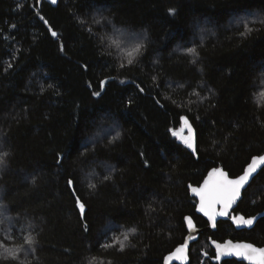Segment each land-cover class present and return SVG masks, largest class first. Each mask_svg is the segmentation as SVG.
<instances>
[{"label": "trees", "instance_id": "16d2710c", "mask_svg": "<svg viewBox=\"0 0 264 264\" xmlns=\"http://www.w3.org/2000/svg\"><path fill=\"white\" fill-rule=\"evenodd\" d=\"M117 29L142 39L139 52L110 44ZM261 92L264 0H0V199L11 220L0 239L34 241L24 260L0 264H162L186 215L207 225L189 184L214 166L237 176L264 152ZM263 209L264 168L233 214ZM227 238L264 245V217L244 229L220 220L190 264H246L216 260L210 240Z\"/></svg>", "mask_w": 264, "mask_h": 264}, {"label": "snow or ice", "instance_id": "6c2138e0", "mask_svg": "<svg viewBox=\"0 0 264 264\" xmlns=\"http://www.w3.org/2000/svg\"><path fill=\"white\" fill-rule=\"evenodd\" d=\"M52 3H56V0H52ZM170 13H174L175 9H169ZM96 23H100V21H96ZM247 28V25H245ZM250 30V29H249ZM53 36L56 35L55 32L52 33ZM115 44L116 41H113ZM119 46V45H117ZM141 48L140 44H137L131 51L127 53L129 57L133 55L134 52H139ZM189 54L193 56L196 55V50L194 48L187 49ZM132 62L131 59L128 61ZM195 62V61H193ZM11 65H9L10 67ZM155 79V78H153ZM104 81H101V85L103 86ZM103 90V88H101ZM143 89H141L142 91ZM93 95L99 96L100 92H94ZM260 96L264 98V92L260 93ZM184 119V118H182ZM185 125H188L187 119H184ZM189 133H191V127L189 126ZM175 135V133H173ZM184 143L187 144L189 148L193 145L191 143V139H185ZM7 153L0 154V163L3 162V157L6 156ZM260 166H264V155H260L257 157H253L252 162L248 165L247 169L244 171L243 175H240L236 179H229L228 175L219 169H213L212 172L209 173L208 179L205 180L203 187L199 189H193L194 192L200 197V211L203 212L206 216L209 217L210 220H214L216 215L226 216L228 215V209L231 208L232 204L236 201L239 196L241 188L248 182L249 178L252 176L254 172H256L257 168ZM69 185L73 182L71 180L68 181ZM90 188H94L95 185L89 184ZM80 209L83 211L84 205L79 203L77 200ZM220 206L223 211L219 213L215 212V207ZM254 218L245 219L243 216L233 217L234 222L237 224L251 225L253 223ZM189 226H192V221L188 219ZM128 236L124 235V240H127ZM116 241L120 243V247L123 248V241H119V238H116ZM33 238L28 237L26 239V243L31 245L33 243ZM230 243V242H229ZM108 247L110 245H104ZM217 248H220V245H217ZM184 251V246L176 249V252L172 254V256L167 259L171 260L173 257L176 259H181L182 253ZM238 256H242L248 259L259 258L260 264H264V249H256L251 244H237L232 246L231 250ZM5 259L11 257L12 259H16V251L9 250L5 248Z\"/></svg>", "mask_w": 264, "mask_h": 264}, {"label": "water", "instance_id": "95a60500", "mask_svg": "<svg viewBox=\"0 0 264 264\" xmlns=\"http://www.w3.org/2000/svg\"><path fill=\"white\" fill-rule=\"evenodd\" d=\"M41 1L42 0H39V2H41ZM45 1H47L48 3H50L53 6H56L59 2V0H56V3H52V0H45ZM189 126L191 127V133H189ZM186 128L188 131V137L195 139L196 132H195L194 127L188 122V125H186ZM260 155H264V152L259 154V155H254L253 157H257ZM253 157L250 159L248 164L244 167L243 171L237 176H230L229 172L227 170H225L224 168H222L221 166H214L208 170V172L206 173L205 177L203 178V180L201 181L200 184H198V185L189 184L190 195L192 197H194L197 201L195 211L198 215H200L206 219L207 225L204 227H200L197 225L196 221L194 220V218L191 215H186L184 217V222L186 225L187 233H186L183 241L181 243H179L176 247H174L173 250H171L170 252H168L164 256L162 264H190V262H191L190 249H191L192 244L199 239V237L203 231L215 230L217 228V223L220 220H226L231 216L233 210L237 207L239 201L242 199L244 191L248 188V186L251 184L253 179L260 173V171L264 168V166L258 167L256 172H254L252 174V176L249 178L248 182L241 188L238 198L232 204L231 208L228 209V215H226V216L216 215L214 220H210L208 216H206L203 212H201L199 210L200 209V197L196 194V192L193 191V189H199V188L203 187L205 180L208 179L209 173L212 172L213 169H219L220 171L226 173L228 175L229 179H236L240 175H243V173L247 169L248 165L252 162ZM220 211H223V209L220 206H216L215 212L219 213ZM239 216H241V215H235L234 217H239ZM243 217L245 219L254 218L253 223L251 225H244L242 223L237 224L236 222H234L233 218H232V221L240 229L252 228L255 226V224L257 223V221L260 218L264 217V209L262 211L258 212L257 214L253 215V216H249V217L243 216ZM189 218L192 221V226H189V224H188ZM210 244L215 249L217 261H221L223 259H236V260L242 261L246 264H260V261H259L258 257L253 258V259H248V258L236 255L234 252L230 251L232 246L237 245V244H251L256 249H264V245L261 246V245L255 244L251 241L234 240L232 238H227L223 241L211 239ZM182 245L184 246V251L182 253L181 259H176L175 257H173L171 260L167 259L168 257L172 256V254L176 252V249L181 247ZM217 245H220L219 249L217 248Z\"/></svg>", "mask_w": 264, "mask_h": 264}, {"label": "rangeland", "instance_id": "374dc122", "mask_svg": "<svg viewBox=\"0 0 264 264\" xmlns=\"http://www.w3.org/2000/svg\"><path fill=\"white\" fill-rule=\"evenodd\" d=\"M127 30L124 29H117V31H115V35L113 34V36L111 37V39H109L110 44H113L116 48H118L120 51H122L123 54H127L129 51H131L137 44H141L142 39L131 34L129 35L127 32ZM130 36V37H129ZM132 39V41L134 40L135 43H133L132 45H130V43H126L129 42L127 40ZM126 42H125V41ZM113 41H116V43L114 44ZM119 45V46H117ZM111 131V129H105L104 133ZM11 225V220H10V216L8 215L7 211L4 209V206L2 204V201L0 199V233L1 235H3V237L6 236V234H8V229L9 226ZM124 235L127 234H122V236L119 238V241H123V244L126 242V240H124ZM119 243V242H117ZM5 248L9 249V250H14L16 251V256L19 259H25L33 250L34 248V244L32 243L31 245H29L28 243L23 244L22 247H7L4 245V243L2 242V240L0 239V256H4L6 255L5 253Z\"/></svg>", "mask_w": 264, "mask_h": 264}, {"label": "flooded vegetation", "instance_id": "af4514ba", "mask_svg": "<svg viewBox=\"0 0 264 264\" xmlns=\"http://www.w3.org/2000/svg\"><path fill=\"white\" fill-rule=\"evenodd\" d=\"M234 216H235V215H234V214H233V212H232V214H231V216H230L229 218H231V219H232Z\"/></svg>", "mask_w": 264, "mask_h": 264}]
</instances>
